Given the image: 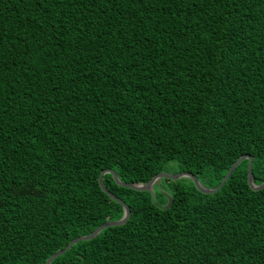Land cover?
Here are the masks:
<instances>
[{
	"label": "trees",
	"instance_id": "16d2710c",
	"mask_svg": "<svg viewBox=\"0 0 264 264\" xmlns=\"http://www.w3.org/2000/svg\"><path fill=\"white\" fill-rule=\"evenodd\" d=\"M242 155L264 179V0H0V264H45L118 220L98 176ZM242 160L104 186L128 220L51 264H264V187Z\"/></svg>",
	"mask_w": 264,
	"mask_h": 264
},
{
	"label": "water",
	"instance_id": "95a60500",
	"mask_svg": "<svg viewBox=\"0 0 264 264\" xmlns=\"http://www.w3.org/2000/svg\"><path fill=\"white\" fill-rule=\"evenodd\" d=\"M244 159L248 160V164H247V183L249 185V187L252 190H260L264 187V179L263 181L259 184L256 185L253 182V177H252V172H251V165H252V157L250 155H242L240 156L237 160H235L229 167L228 171L226 172V174L224 175V177L222 178V180L220 181V183L218 185H216L213 188H207L204 187L203 185H201V183L198 181V179L195 177L194 174H192L191 172H187V171H181V172H177V173H165V172H160L157 173L155 175H153L147 182L145 183H123L119 180L118 176L116 175V173L113 170H103L100 175L98 176V184L101 188V190L103 192H105L109 197H111L112 199H114L115 201H117L120 205H122L123 207V215L120 219L118 220H114V221H108L105 223H102L101 225H99L97 228H95L91 233L87 234V235H82L79 237H76L74 239H72L70 242L67 243V245L63 248L60 249L56 252H54L53 254H51L48 259L46 260L45 264H51V262L58 256L62 255L63 253H65L67 250H69L71 248L72 245L78 243L79 241H86V240H90L93 239L100 231H102L103 229L107 228V227H113V226H118V225H122L124 224L129 216H130V210L128 208V206L118 197H116L115 195H113L103 184L102 182V176L105 173H109L112 175L113 180L120 186L123 187H127V188H131L133 190H137V191H150L152 189L153 184L158 181L161 178H166V179H170V180H175V179H179L181 177H187L189 178L193 184L195 185L196 189L202 193L208 194V193H215L227 180V178L229 177V175L232 173V171L235 169V167Z\"/></svg>",
	"mask_w": 264,
	"mask_h": 264
},
{
	"label": "rangeland",
	"instance_id": "374dc122",
	"mask_svg": "<svg viewBox=\"0 0 264 264\" xmlns=\"http://www.w3.org/2000/svg\"><path fill=\"white\" fill-rule=\"evenodd\" d=\"M156 182H157V181H156ZM156 182H155V183H156Z\"/></svg>",
	"mask_w": 264,
	"mask_h": 264
}]
</instances>
